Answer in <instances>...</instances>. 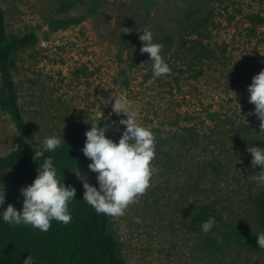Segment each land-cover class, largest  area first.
<instances>
[{"label": "rangeland", "instance_id": "374dc122", "mask_svg": "<svg viewBox=\"0 0 264 264\" xmlns=\"http://www.w3.org/2000/svg\"><path fill=\"white\" fill-rule=\"evenodd\" d=\"M62 2L0 0L10 36L35 33L39 38L18 54L14 71L32 144L41 148L52 135L71 142L90 130V124L99 120L105 124V117L114 125L108 138L118 142L123 131L119 121L126 117L114 114L110 102L122 96L155 139L150 187L123 215H108L126 263L264 264V252L207 256L203 237L186 229L192 198L187 199L183 190L198 163L215 157L225 174L216 184L214 179L207 181L214 190L211 197L220 201L225 214L235 211L243 221L249 195L262 186L252 179L261 168L252 169L247 149L264 148V134L259 120L248 116L254 105L248 102L247 88L264 70V26L248 22L253 14L264 17V0H152L149 5L143 0H84L83 6L68 12L61 11ZM93 3L98 8L90 14ZM72 18L83 21L67 30H52L53 21ZM190 18L209 21L198 41L203 40L215 56L204 62L203 77L188 81L189 67L195 68L188 49L196 48L192 41L197 39L184 38ZM145 28L155 40L171 39V47L161 51L170 73L159 78L152 75L149 57L146 63L136 62L142 47L137 31ZM252 28L256 36L250 35ZM182 45L187 47L181 49ZM181 72H186L185 82L179 85L176 78ZM176 120L181 123L179 133H184L185 122L198 127L202 139L195 148H183L179 138H172L171 123ZM18 137L11 117L0 109V157L17 149ZM164 153L175 159L174 168L164 166ZM90 162L79 171L98 187L96 174L88 169ZM10 182L12 176L4 177L0 189Z\"/></svg>", "mask_w": 264, "mask_h": 264}, {"label": "trees", "instance_id": "16d2710c", "mask_svg": "<svg viewBox=\"0 0 264 264\" xmlns=\"http://www.w3.org/2000/svg\"><path fill=\"white\" fill-rule=\"evenodd\" d=\"M143 1L147 5L152 2ZM84 4V0H63L61 11L68 12ZM97 8V3L91 4L90 14L96 12ZM82 21L83 18L55 20L51 28L53 31L67 30L81 24ZM248 22L253 26H264V17L253 14L248 17ZM188 23V36L184 38L187 40L197 37L196 41H192L196 48L188 49L195 68L189 67L187 73L179 74L176 78L179 85L184 84L185 73L188 74V81L203 77L204 62L215 56V52L205 45L203 40L198 41L202 31L207 29L209 21L190 18ZM249 33L256 36L254 28L250 29ZM154 41L171 47L169 37ZM38 42L39 38L35 33L10 36L5 12L0 8V109L11 117L19 135L17 149L5 157H0V185L4 177L12 176V182L8 183L5 189L9 193H6L4 209L9 204L15 206L18 211L22 209L23 197L20 190L33 183L38 165L42 163V160L35 162L33 159L34 152L40 148L32 144L33 133L26 125L14 79L18 54ZM185 47L187 45H182L181 49ZM182 53H185L184 49ZM147 58V54H141L136 62H145ZM185 125L184 133H179L180 121L171 123V136L175 140L179 138L183 148H195L194 146L202 139L201 132L191 122H185ZM100 126L103 127L105 124ZM110 132L106 134L108 137ZM85 133L79 134L71 142H62L55 152L45 153V156L53 158L58 169V179L77 190L76 199L68 205L71 221L63 224L53 220L49 230L42 232L31 226L13 227L0 220V264H23L30 256L33 257L34 264H127L122 245L112 232L109 216L98 215L91 206L83 203L84 188L74 173H78L88 161L81 151L86 140ZM164 156L166 158L164 166L174 168L175 159L170 158L167 153H164ZM221 165L222 163L215 157L204 159L198 163L196 174H191L184 184L186 198H192L188 208L189 216L185 221L186 229L203 237L202 249L210 258L224 257L232 251L263 253L264 250L258 247L257 235L264 233V185L254 189L249 195L247 201L249 210L245 216L247 220L242 221L235 211L225 214L220 201L211 197L214 190L207 187V181L214 179L212 182L216 184L224 178L225 173L220 169ZM209 217H214L216 224L213 231L205 235L201 230V224Z\"/></svg>", "mask_w": 264, "mask_h": 264}, {"label": "clouds", "instance_id": "9594fccd", "mask_svg": "<svg viewBox=\"0 0 264 264\" xmlns=\"http://www.w3.org/2000/svg\"><path fill=\"white\" fill-rule=\"evenodd\" d=\"M137 33L142 45L140 53L148 55L153 77L159 78L170 73V67L161 55L164 45L155 42L153 33L147 28ZM247 92L248 102L254 105V111L249 112L248 116H255L259 120L262 135L264 70L252 78ZM110 105L114 114L126 117L119 121L123 131L120 132V128H116V131L120 132V139L116 142L108 138L106 134L114 125L107 123L110 117H105L103 127L100 126L101 120L90 124V130L85 133V144L81 149L83 155L91 161L88 169L96 174L98 187L90 184L80 171L74 174L83 184V203L91 206L98 215L118 217L150 187L155 171L152 165L155 158V139L153 132L138 122L137 113L130 102L122 96H116ZM62 140L63 138L55 135L48 136L42 141L41 148L34 152V161L42 160V163L38 165L33 183L20 190L23 197L21 210L18 211L11 204L4 209L6 191L5 187L0 189V220L4 223L13 227L31 226L33 229L47 232L53 220L63 224L71 221L68 205L76 199L77 190L58 179V169L53 158L45 156V153L55 152L61 146ZM247 151L252 157V169L261 168L252 179L264 185V148L251 146ZM215 224V218L209 217L201 224L202 232L209 234ZM257 244L260 250H264V233L257 235ZM23 264H34L33 257L24 260Z\"/></svg>", "mask_w": 264, "mask_h": 264}]
</instances>
